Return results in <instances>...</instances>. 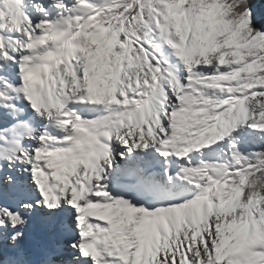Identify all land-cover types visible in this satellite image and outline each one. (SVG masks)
Wrapping results in <instances>:
<instances>
[{"label": "snow or ice", "instance_id": "6c2138e0", "mask_svg": "<svg viewBox=\"0 0 264 264\" xmlns=\"http://www.w3.org/2000/svg\"><path fill=\"white\" fill-rule=\"evenodd\" d=\"M0 264H264V0H0Z\"/></svg>", "mask_w": 264, "mask_h": 264}]
</instances>
